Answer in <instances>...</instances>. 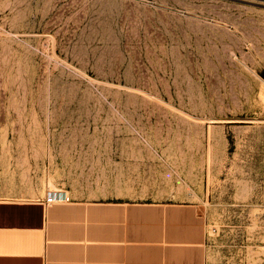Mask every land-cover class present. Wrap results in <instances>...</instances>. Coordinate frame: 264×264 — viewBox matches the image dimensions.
I'll return each mask as SVG.
<instances>
[{
    "label": "rangeland",
    "instance_id": "rangeland-1",
    "mask_svg": "<svg viewBox=\"0 0 264 264\" xmlns=\"http://www.w3.org/2000/svg\"><path fill=\"white\" fill-rule=\"evenodd\" d=\"M183 200L205 264H264V0H0V196Z\"/></svg>",
    "mask_w": 264,
    "mask_h": 264
},
{
    "label": "crops",
    "instance_id": "crops-1",
    "mask_svg": "<svg viewBox=\"0 0 264 264\" xmlns=\"http://www.w3.org/2000/svg\"><path fill=\"white\" fill-rule=\"evenodd\" d=\"M0 196V264H205L206 212L183 200Z\"/></svg>",
    "mask_w": 264,
    "mask_h": 264
},
{
    "label": "built area",
    "instance_id": "built-area-1",
    "mask_svg": "<svg viewBox=\"0 0 264 264\" xmlns=\"http://www.w3.org/2000/svg\"><path fill=\"white\" fill-rule=\"evenodd\" d=\"M64 196L65 195H64V192L63 191L50 192L46 196L44 202L45 203H48V204L49 203H53V202H56V201H59V200L63 199Z\"/></svg>",
    "mask_w": 264,
    "mask_h": 264
}]
</instances>
